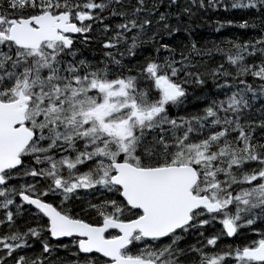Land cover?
Returning a JSON list of instances; mask_svg holds the SVG:
<instances>
[{
    "label": "snow or ice",
    "instance_id": "1",
    "mask_svg": "<svg viewBox=\"0 0 264 264\" xmlns=\"http://www.w3.org/2000/svg\"><path fill=\"white\" fill-rule=\"evenodd\" d=\"M0 264H264V0H0Z\"/></svg>",
    "mask_w": 264,
    "mask_h": 264
},
{
    "label": "trees",
    "instance_id": "2",
    "mask_svg": "<svg viewBox=\"0 0 264 264\" xmlns=\"http://www.w3.org/2000/svg\"><path fill=\"white\" fill-rule=\"evenodd\" d=\"M225 15H227L228 18H235V19H240L245 16V14L241 11H234L229 14H221V18H223ZM215 19V18H214ZM196 28H195V34L198 38H203L208 41L212 40H219L224 36L231 37L232 35L236 34L239 35L241 32L244 30L238 29V28H233V27H225L221 29L219 33H217L214 30V25L210 26L209 21L207 20H199L196 21ZM251 31V30H249Z\"/></svg>",
    "mask_w": 264,
    "mask_h": 264
}]
</instances>
